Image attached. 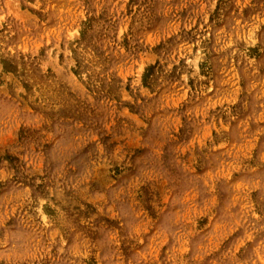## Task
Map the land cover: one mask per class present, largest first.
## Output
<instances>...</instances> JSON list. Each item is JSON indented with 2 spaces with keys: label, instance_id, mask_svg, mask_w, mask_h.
<instances>
[{
  "label": "rangeland",
  "instance_id": "rangeland-1",
  "mask_svg": "<svg viewBox=\"0 0 264 264\" xmlns=\"http://www.w3.org/2000/svg\"><path fill=\"white\" fill-rule=\"evenodd\" d=\"M0 264H264V0H0Z\"/></svg>",
  "mask_w": 264,
  "mask_h": 264
}]
</instances>
